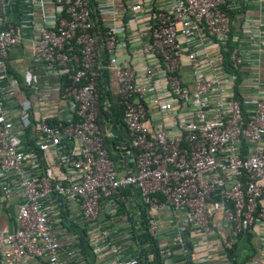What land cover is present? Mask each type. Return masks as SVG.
I'll use <instances>...</instances> for the list:
<instances>
[{"label":"built area","instance_id":"1","mask_svg":"<svg viewBox=\"0 0 264 264\" xmlns=\"http://www.w3.org/2000/svg\"><path fill=\"white\" fill-rule=\"evenodd\" d=\"M263 2L253 0L252 16L238 0H0V206L14 210L0 263L68 264L75 251L59 235L79 240L63 211L110 264H145L120 243L140 213L120 238L102 226L130 187L161 264H172L171 245L184 264H264ZM25 41L65 84H38L29 71L18 81L7 57ZM105 73L129 141L116 145L118 164L106 144L112 125L98 123ZM167 209L180 217L165 235L157 214Z\"/></svg>","mask_w":264,"mask_h":264},{"label":"crops","instance_id":"2","mask_svg":"<svg viewBox=\"0 0 264 264\" xmlns=\"http://www.w3.org/2000/svg\"><path fill=\"white\" fill-rule=\"evenodd\" d=\"M240 1L241 8L240 13L242 14H250L252 16L258 15V12H256L255 9L251 8L253 5V0H238ZM263 10H264V2H263ZM14 11H17L16 8H14ZM241 15V14H239ZM18 16V13H17ZM241 18H238L237 20H234L233 22V31H239L238 26L242 23ZM35 21H38L36 18ZM29 29L24 28L22 31L27 32ZM30 31V30H29ZM29 31L26 33L29 34ZM36 35V32H34ZM264 40V38H263ZM262 46V55L264 59V41ZM7 65L9 71L15 75L17 78L21 80V83L24 86V74L29 71L32 74L36 75V79L38 81V84H48L49 86L53 87L56 86L63 78L47 74L44 70V66L42 63H35L30 59V45L27 41L18 44L14 46L8 53L7 57ZM53 92V97L50 101V106L47 108L51 113H54L56 111V106L54 104L57 103V95ZM116 129V128H115ZM117 134V130H116ZM115 134V135H116ZM140 203L138 193L134 190H132L127 195H122L118 197L117 199V211L116 216L114 218V221L110 226H106L105 224H102L103 228L108 229L110 234L117 239V237L120 238V232L124 231L126 220H129L130 217L133 219L135 218L136 213H139L138 205ZM110 206H108L106 203L102 205V210L104 209L105 212H107V209ZM104 211H102V215L100 217V222L104 221V217H106V214H104ZM62 225L65 226L68 230L71 228L72 223H76L79 226L80 223L76 220H70L69 217H66L65 213L62 211ZM157 216L162 217L161 219V225L160 229L161 231L167 235L168 230L171 226L172 218L175 216L176 218L180 217V214L174 213L171 209L164 210L163 212H159ZM14 210L10 208V210H4L2 211L0 206V229L8 230L14 228ZM123 234V232H122ZM121 234V237L123 238V235ZM60 241L62 242V249L63 251L68 250L69 248H74L75 254L68 259V264H110L109 261L111 260V257L109 254L103 255V254H96L92 248L83 249L82 246L79 245V243H73L70 244L71 238L68 236H65L63 234L59 235ZM122 245H124L122 254L124 256H135L136 250L134 244L127 239L123 238ZM168 239H172V235H168ZM170 242V241H169ZM173 249L172 254V264H184V254L179 249V247L175 245H171ZM91 252V253H90ZM1 264V263H0ZM27 264H43V261L41 260H35L30 259ZM214 264V263H210ZM219 264V263H218Z\"/></svg>","mask_w":264,"mask_h":264},{"label":"trees","instance_id":"3","mask_svg":"<svg viewBox=\"0 0 264 264\" xmlns=\"http://www.w3.org/2000/svg\"><path fill=\"white\" fill-rule=\"evenodd\" d=\"M224 9H226V6H222ZM229 13L231 11L227 9ZM15 76V75H14ZM16 77V76H15ZM17 78V77H16ZM18 81L21 83V80L19 77L17 78ZM67 82L66 78H63L61 83L65 84ZM22 84V83H21ZM106 84H108V75L105 73V76L103 78V82L99 84V92H100V98H99V117H98V123L100 126L107 127L110 125H113L116 130L117 134L114 136L106 137V144L109 150V153L111 157L114 159V161L117 162L120 160V150L116 148V145L120 143H124L125 146H128V136L126 135V131L124 128V124L121 118L122 109L120 103L113 98L111 91L109 89H106ZM109 99V105H106L103 103L105 99ZM56 117H52L49 119L50 122L56 121ZM132 191L130 187L122 189L121 193L122 195H127ZM137 192V191H136ZM138 193V192H137ZM140 218H141V224L138 228H134V226H131L130 234H131V242L135 246L136 253L141 258V261H145V264H161V247L159 245V242L152 238L147 230V221L145 219V207L139 203L138 205ZM129 221L132 223L135 222V219L132 217L129 218ZM76 232L78 234V240L79 245L82 246L83 249L90 248L91 246L89 244V239L87 236V232L83 226H79L76 223H72L71 228H69ZM190 245V244H189ZM191 248V246H188ZM91 253V252H90ZM153 254L152 259H148V254ZM186 264H192L191 258L186 256Z\"/></svg>","mask_w":264,"mask_h":264},{"label":"water","instance_id":"4","mask_svg":"<svg viewBox=\"0 0 264 264\" xmlns=\"http://www.w3.org/2000/svg\"><path fill=\"white\" fill-rule=\"evenodd\" d=\"M108 133L112 134V135H115L116 134V129L115 127L112 125L108 128Z\"/></svg>","mask_w":264,"mask_h":264},{"label":"rangeland","instance_id":"5","mask_svg":"<svg viewBox=\"0 0 264 264\" xmlns=\"http://www.w3.org/2000/svg\"><path fill=\"white\" fill-rule=\"evenodd\" d=\"M262 67H263V71H264V61H263V63H262Z\"/></svg>","mask_w":264,"mask_h":264}]
</instances>
